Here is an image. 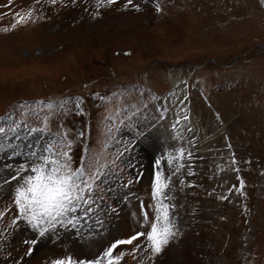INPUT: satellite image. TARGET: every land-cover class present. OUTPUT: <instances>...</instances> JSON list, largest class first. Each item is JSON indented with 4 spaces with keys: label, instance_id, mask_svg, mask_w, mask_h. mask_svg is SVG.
I'll return each instance as SVG.
<instances>
[{
    "label": "rangeland",
    "instance_id": "rangeland-1",
    "mask_svg": "<svg viewBox=\"0 0 264 264\" xmlns=\"http://www.w3.org/2000/svg\"><path fill=\"white\" fill-rule=\"evenodd\" d=\"M28 7L31 18L18 22L17 13L26 15ZM179 80L190 84L197 104L201 155L157 139L169 132L163 124L174 110L165 96ZM49 111V131L31 132ZM13 113L25 117L28 127L14 132L29 142L14 144L25 149L19 154L0 150V264L91 256L141 230L140 202L153 203L157 157L171 176L166 202L175 205L170 216L178 232L154 256L118 246L127 253L119 264H264L260 0H114L100 7L96 0H0V117ZM0 126L10 125L0 119ZM65 131L76 141L75 162L87 150L106 165L93 194L96 211L74 227L41 234L22 218L12 222L18 210L8 177L37 142L55 144ZM177 146L185 149L183 159L169 165L166 153L175 155ZM146 210L154 216V208Z\"/></svg>",
    "mask_w": 264,
    "mask_h": 264
},
{
    "label": "snow or ice",
    "instance_id": "snow-or-ice-1",
    "mask_svg": "<svg viewBox=\"0 0 264 264\" xmlns=\"http://www.w3.org/2000/svg\"><path fill=\"white\" fill-rule=\"evenodd\" d=\"M49 2L55 3L56 0H49ZM104 2L112 4L114 0H96L97 7H100ZM260 2L264 4V0H260ZM127 3L130 4L131 0H127ZM133 6L139 7V5ZM156 7L159 10V4ZM33 12L34 8L28 7L26 15L17 13L18 22L23 23L25 20L30 19ZM15 26L14 23L12 27ZM47 107L51 110L53 103L49 101ZM61 107H63L62 103ZM77 108L79 111H83V108L79 105H77ZM28 111L27 108L24 109L25 113H28ZM115 111L120 112V108L117 107ZM51 114V111H49L39 129L32 127L31 131H49L47 125ZM14 115L13 113L12 116L0 117V119L8 121L10 125L0 126V134L6 136L22 125L25 117L21 116L18 119H13ZM22 126L28 127L26 124ZM77 135L82 137L84 133L80 132ZM54 139H56L55 144L49 142L41 146L37 142V147L29 150L23 162L17 167L15 174L8 177L9 180L15 182L12 205L18 210V215L15 216L12 222L15 223L16 220L22 218L30 223L34 229H38L41 234L47 229H54L58 225L74 227L78 222H81V216L88 217L96 211V201L93 194L98 187L97 182L101 178V173L106 167V165L98 163V157L89 156L87 150H85V154L79 157V162H75L71 152L72 145L76 141L68 138L67 131L58 133ZM228 147H231V145L229 144ZM174 152L175 155L166 153L169 165L174 160H182L185 149L178 147ZM232 160L235 161L234 156ZM154 164L156 170L151 179V200L153 203L145 205L143 201L140 202L143 214L137 223L141 230H133L131 235L112 239L106 246L102 247L98 254L93 253L91 256L84 254L79 257L69 254L65 257L53 259L51 264H119L127 254L125 251L120 250L118 246L121 245H131V253H138L144 249L150 250L152 256L160 253L163 247L169 243V240L177 234L178 229L175 221L170 216V209L174 208L175 205L166 202L168 193L171 191V176L165 175L164 170L161 168L160 157L154 160ZM180 167H183V164L178 163L177 169ZM189 172H191L190 169ZM128 183L130 184L131 181ZM244 183L243 178H240L241 188ZM239 190L237 189V191ZM228 191H232V189H228ZM146 208H154L153 217L150 218ZM4 214L5 212H0V217ZM32 243L35 244L36 241L33 240ZM29 251H32V249H29Z\"/></svg>",
    "mask_w": 264,
    "mask_h": 264
},
{
    "label": "bare ground",
    "instance_id": "bare-ground-1",
    "mask_svg": "<svg viewBox=\"0 0 264 264\" xmlns=\"http://www.w3.org/2000/svg\"><path fill=\"white\" fill-rule=\"evenodd\" d=\"M180 80L174 83L165 96V101L170 104L174 110L173 114L163 124L165 125L164 127H169V132H167V134L160 131L161 135H159L157 139L163 143L185 144L191 149L192 154L196 156V153L200 154L198 151L200 147H202V145L199 144V137L202 131L201 122L198 116L195 117L197 104L190 98V84H188V82H180ZM196 99H198V97ZM172 125H175V127L173 128ZM171 127L173 129H171ZM46 136L47 134H45V137ZM201 136L203 135L201 134ZM28 138L27 134L21 132H11L6 136H0V150L11 149L16 152V154L22 153L25 149L22 148L21 151H18L16 150L17 147H14V144L18 142L24 145L26 142H29ZM43 145H46V143L43 142L41 146ZM203 148H205V145Z\"/></svg>",
    "mask_w": 264,
    "mask_h": 264
}]
</instances>
